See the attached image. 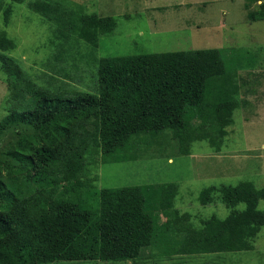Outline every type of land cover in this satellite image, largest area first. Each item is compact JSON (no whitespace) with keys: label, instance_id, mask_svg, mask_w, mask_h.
Returning <instances> with one entry per match:
<instances>
[{"label":"trees","instance_id":"1","mask_svg":"<svg viewBox=\"0 0 264 264\" xmlns=\"http://www.w3.org/2000/svg\"><path fill=\"white\" fill-rule=\"evenodd\" d=\"M24 1L0 2V72L10 90L5 102L34 103L8 108L0 120V143L9 137L0 159V264L119 262L135 258L140 248L165 257L253 249L264 226V187L253 181L203 189L202 204L219 193L231 212L212 215L201 227L176 208L178 183L96 185L100 163L137 159L141 144L150 147L169 132L181 154H191L196 140L221 150L242 85L249 83L237 82L238 67L228 70L219 48L110 55L93 62L97 93L54 95L8 54L17 47L7 31L13 3ZM28 4L54 23L50 41L58 61L65 60L60 40L97 48L100 36L117 25L115 16L82 12L70 0ZM248 19L264 20V3L250 9Z\"/></svg>","mask_w":264,"mask_h":264},{"label":"rangeland","instance_id":"2","mask_svg":"<svg viewBox=\"0 0 264 264\" xmlns=\"http://www.w3.org/2000/svg\"><path fill=\"white\" fill-rule=\"evenodd\" d=\"M4 4L11 0H0ZM70 0L74 8L85 13L115 16L117 25L109 34L101 35L94 48L86 41L64 44L65 60L56 59L57 47L52 39L54 23L33 11L24 2L13 3L7 27L17 47L8 52L35 80L54 95L67 96L76 91L98 92V64L105 56L134 55L147 52L181 51L198 48H219L228 70L238 67L237 81H249L240 91L241 104L235 109L233 123L227 126L221 150L208 140L192 143L189 155L178 152L172 134L162 135L150 147L141 144V155L134 160L100 163L99 188L142 184L178 183L176 208L189 212L195 226L216 215L226 218L231 208L216 194L214 202L202 204L203 189L212 185L250 180L264 187V20L250 21V9H258L264 0ZM159 5V6H157ZM0 13V28H3ZM56 29V27H55ZM64 68L71 78L55 72ZM61 72V71H60ZM243 79V80H242ZM10 94L5 75L0 72V120L8 108H34L32 100L25 104H6ZM6 140L0 143L4 149ZM244 209L245 203H239ZM264 211V200L259 201ZM49 264H264V226L258 233L254 248L243 251L193 256L152 254L140 248L138 255L119 262L96 260L57 261Z\"/></svg>","mask_w":264,"mask_h":264},{"label":"crops","instance_id":"3","mask_svg":"<svg viewBox=\"0 0 264 264\" xmlns=\"http://www.w3.org/2000/svg\"><path fill=\"white\" fill-rule=\"evenodd\" d=\"M154 1H156V3H159L158 0H154ZM157 6H159V5H157ZM189 50H190V49H189Z\"/></svg>","mask_w":264,"mask_h":264}]
</instances>
